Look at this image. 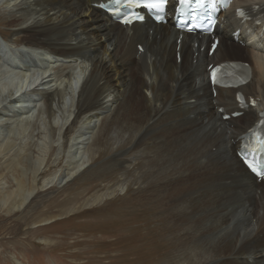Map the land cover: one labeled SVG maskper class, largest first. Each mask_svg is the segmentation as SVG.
I'll use <instances>...</instances> for the list:
<instances>
[{"label":"bare ground","instance_id":"1","mask_svg":"<svg viewBox=\"0 0 264 264\" xmlns=\"http://www.w3.org/2000/svg\"><path fill=\"white\" fill-rule=\"evenodd\" d=\"M101 1L106 0H0V9L7 11L3 19L10 27L9 39L21 43L12 50L0 42V59L3 53L9 61L0 63L18 67L22 62L28 70L35 62L43 70L24 73L18 89L34 76L33 92L60 111L77 93L68 115H58V149L71 145L80 151L87 131L100 120L106 151H121L117 161L124 169L129 167L127 151L151 152L154 168L144 190L162 196L173 222L182 227V264H264V179L257 181L236 155L240 135L264 110V0H234L217 14L212 34L183 33L178 49L180 32L171 21L123 26L93 6ZM213 37L219 42L209 56ZM10 51L16 58L10 60ZM230 61H249V81L238 88L215 87L213 94L207 65ZM64 63L69 66L64 82L54 81L55 68ZM237 91L247 104L250 97L256 99V105L240 108ZM232 111L242 114L221 118ZM78 125L83 131L71 143ZM36 161L38 174L29 186L16 184L22 192L17 201L10 200L11 191L0 192L1 209L11 204L6 210H18L35 190L57 182V172L41 175L44 158ZM85 166L77 163L61 173L59 184ZM102 198L96 196L91 204Z\"/></svg>","mask_w":264,"mask_h":264},{"label":"rangeland","instance_id":"2","mask_svg":"<svg viewBox=\"0 0 264 264\" xmlns=\"http://www.w3.org/2000/svg\"><path fill=\"white\" fill-rule=\"evenodd\" d=\"M6 12L0 9V42L16 50L21 43H15L20 42L15 37V42L9 39L10 27L3 19ZM10 52V60L16 58ZM2 57L0 60L9 63L5 54ZM37 66L34 62L25 70L22 62L18 67L0 63V192L11 191L14 196L10 200L14 203L22 195L16 191L18 181L27 188L38 174L37 159L44 158L41 175L54 171L59 178L48 187L35 190L18 210L8 211L6 206L11 204L2 205L0 264H182L186 247L182 227L173 222L162 196L144 190L154 168L151 152L127 151L129 173L124 174L127 169L117 161L123 153L106 151V130L100 120L92 132L85 134L80 151L71 145L64 151L58 149L57 121L60 115L67 116L71 111L77 93L74 101L71 99L60 111L54 102L47 105L33 92L30 81L34 76H29L26 88L19 90L26 79L24 73L43 70ZM55 69L54 81L64 82L63 74L69 66L64 63ZM80 125L72 132L71 143L83 131ZM135 162H139L138 168ZM77 163L87 166L79 175L59 184L61 173ZM99 195L103 196L101 201L91 204Z\"/></svg>","mask_w":264,"mask_h":264},{"label":"snow or ice","instance_id":"3","mask_svg":"<svg viewBox=\"0 0 264 264\" xmlns=\"http://www.w3.org/2000/svg\"><path fill=\"white\" fill-rule=\"evenodd\" d=\"M197 2L199 6L201 7L204 6V0H197ZM168 3H169V0H127L125 7H129V8L133 6L144 7L148 10H156L157 12H163ZM179 3L182 5H187L189 3V0H179ZM117 11H119V9H117ZM138 19L142 20L143 17H138ZM131 22L132 21L128 19H125L123 21V23L125 24H130ZM190 30L191 29H189V31ZM217 45H218V41H215L212 43V52L215 51ZM217 72H218V69H214L211 72V80L214 84L217 82ZM255 141H256L257 148L260 151L264 152V137H261V135L256 134ZM248 167L252 169L253 172H256V168L252 164H249ZM257 175L264 177V172H257Z\"/></svg>","mask_w":264,"mask_h":264}]
</instances>
